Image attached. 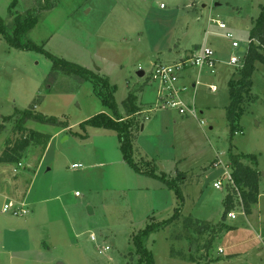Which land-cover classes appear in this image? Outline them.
Returning <instances> with one entry per match:
<instances>
[{
    "label": "rangeland",
    "instance_id": "374dc122",
    "mask_svg": "<svg viewBox=\"0 0 264 264\" xmlns=\"http://www.w3.org/2000/svg\"><path fill=\"white\" fill-rule=\"evenodd\" d=\"M261 6L264 0H0L8 35L14 37L15 18L31 11L37 23L22 41L43 48H15L0 32V154L6 140L20 136L13 130L18 115L5 120L16 109L57 119L27 120L25 134L37 130L52 140L29 134L18 162L0 164V264H145L136 238L166 222L144 242L154 264H264L263 63H255L236 109L239 133L231 134L227 119L229 90L241 79L251 19ZM196 44L210 47L216 58L215 72L204 68L196 92L183 93L197 117L156 108L154 64ZM48 53L109 79L118 112L136 121L135 161L144 172L165 174L172 187L125 163L114 130L83 124L99 113L115 117L96 94L103 87L55 68ZM232 56L238 63L229 62ZM190 73L187 82L198 70ZM129 93L139 108L131 116L123 107ZM63 122L69 125L64 131ZM231 152L257 155L260 194L248 214L235 198V218L222 219L227 190L213 181H226ZM11 199L27 201L29 212L3 211ZM101 245L109 250L100 254Z\"/></svg>",
    "mask_w": 264,
    "mask_h": 264
},
{
    "label": "trees",
    "instance_id": "16d2710c",
    "mask_svg": "<svg viewBox=\"0 0 264 264\" xmlns=\"http://www.w3.org/2000/svg\"><path fill=\"white\" fill-rule=\"evenodd\" d=\"M37 23V17L32 15L30 11L25 19L17 16L15 18V29L13 32L14 37L8 35L3 21L0 18V32L2 36L9 42V44L18 49L26 50H38L43 51L42 47H39L30 42H23L22 36L30 31ZM194 47H198L196 44ZM264 7L261 6L260 14L252 20V26L249 31V42L246 52L243 56L242 64L239 67V73L241 74V79L239 84L230 87L231 102L227 110V119L230 124L231 134H235L237 128L235 126L236 119V109L240 104L242 94L244 91L250 87L252 75L255 70V63L257 61L264 64ZM49 54V53H48ZM52 58L55 68H64L65 70L72 71L74 74L78 75L81 79L90 81L94 84L96 88L97 85L103 87L101 90H97L96 94L102 100V103L111 109L115 117L106 114L99 113L94 117H91L83 122V124L90 125L98 128H105L114 130L120 141V149L122 152V157L124 161L130 165L136 172L152 175L161 181H163L168 187H172L173 184L167 180L165 174L158 175L155 170L150 172H144L141 170L139 164L135 161L133 157L134 149L132 144V132L136 125V121H125V118L118 112L117 105L113 96L114 87L110 85L109 79L99 76L97 73L84 66H79L73 62L65 59L57 58L49 54ZM137 97L134 93H129L127 98L123 101V107L127 113V116H131L139 112V108L136 104ZM18 115V116H17ZM16 117V125L13 130L20 133V136L13 142L6 140L5 147L0 154V164H12L18 162L22 157V153L29 146L30 136L36 138H43L45 141H49L51 135L47 133H42L37 130H28L30 133L25 134V122L31 118L39 120L41 122L55 123L57 119L55 117H48L40 113H36L31 109L20 110L16 109L14 114L6 116L5 120L9 121L13 117ZM61 128H67L69 125L65 122L59 124ZM3 126H0V132L3 130ZM243 160H249L251 164H246ZM257 155L255 154H236L231 152L229 154V165L231 167V174L239 189L238 193L235 191H227L226 197L224 199V211L222 219H225L227 214L235 206V198L241 199V204L245 213L251 212V207L258 202L259 198V182L261 172L252 167L251 165H256ZM168 222L159 224L156 226L148 227L142 231L136 238V243L138 246V251L141 254L140 258L145 264H154V259L151 254L145 249L144 242L149 238V236L156 230L166 226Z\"/></svg>",
    "mask_w": 264,
    "mask_h": 264
},
{
    "label": "built area",
    "instance_id": "2783aa9c",
    "mask_svg": "<svg viewBox=\"0 0 264 264\" xmlns=\"http://www.w3.org/2000/svg\"><path fill=\"white\" fill-rule=\"evenodd\" d=\"M160 7H164V4L162 3ZM216 22L218 23V26L220 28H226V23L224 21L216 20ZM228 36L231 37L232 34L228 33ZM238 45L239 44L237 41L235 40L232 41L233 47H238ZM238 61L239 58H237L236 56H232L229 60V62L232 64H236L238 63ZM215 65H216V58L214 57V52L208 46L201 47L200 50L195 54L183 55L171 62H158L154 64V67L150 73V78L152 81L158 83L159 85L156 108H162V109L173 108L179 111V113L181 114L190 113L195 117H197L196 106L194 105V103L192 104L186 103L183 98V93L186 92L189 88H193L194 91L196 92L197 87L201 85L200 74L202 73L203 69L209 68L211 73H214ZM190 69L198 70L197 78H194L192 83L189 85L185 83H181L180 85H177V83L184 76L185 72ZM208 88L212 92L217 91V88L214 85H209ZM201 123H204L203 120H201ZM239 132L240 131H236L235 134ZM213 165L218 166L219 162H215ZM73 167L75 168L80 167V165L74 164ZM225 175H226V181L223 182L220 179H216L213 181V187L216 189H221L224 187L226 188L227 191L230 192L236 190L239 196V189L236 186L231 171L229 172L226 169ZM240 203H241V199H240ZM27 205L28 203L26 201H21L16 203L9 201L4 203L3 211L11 212L12 215L21 217L29 212ZM227 217L233 219L235 218V213L231 210L227 214ZM90 239L92 241H95L96 237L93 234H91ZM107 250H109L108 245H101L98 248V252L100 254L104 253ZM221 251L222 250L220 249V252Z\"/></svg>",
    "mask_w": 264,
    "mask_h": 264
},
{
    "label": "crops",
    "instance_id": "0c3cea01",
    "mask_svg": "<svg viewBox=\"0 0 264 264\" xmlns=\"http://www.w3.org/2000/svg\"><path fill=\"white\" fill-rule=\"evenodd\" d=\"M162 4V3H161ZM160 4V5H161ZM256 18V17H255ZM254 18H252L251 19V26H252V20H253ZM251 28V27H250ZM195 46V45H194ZM199 46V45H198ZM194 49H192V50H190L188 53H186V54H184V55H188V54H190V55H192V54H195V53H197L196 51L198 50V49H200L201 48V46H199V47H197V49H196V47H193ZM183 56V55H182ZM179 57H181V55L179 56ZM178 58V57H177ZM176 58V59H177ZM191 70H193V69H190V70H187L186 72H185V74H184V76L181 78L182 80V83H185V84H191L192 83V81H193V79L194 78H192V79H190V81L189 82H187L186 80L190 77V75H191V73H190V71ZM68 128V127H67ZM64 130H66V128H62V131H64ZM51 135V137H50V140L48 141V143L52 140V138H53V136L54 135H52V134H50ZM122 159H123V157H122ZM123 161H124V159H123ZM245 161L246 160H243V162L245 163ZM257 161H258V158H257ZM125 162V161H124ZM126 163V162H125ZM252 167H254V168H256L255 167V165L253 164V165H251ZM257 169V168H256ZM259 170V169H258ZM260 171V170H259ZM9 201H11V202H15V201H13L12 199L11 200H8L7 202H9ZM17 202H21V201H17ZM27 202V201H26ZM16 203V202H15ZM28 203V202H27Z\"/></svg>",
    "mask_w": 264,
    "mask_h": 264
},
{
    "label": "water",
    "instance_id": "95a60500",
    "mask_svg": "<svg viewBox=\"0 0 264 264\" xmlns=\"http://www.w3.org/2000/svg\"><path fill=\"white\" fill-rule=\"evenodd\" d=\"M138 74H139L140 76H143L144 71H143V70H138ZM90 211H91V210H90Z\"/></svg>",
    "mask_w": 264,
    "mask_h": 264
}]
</instances>
